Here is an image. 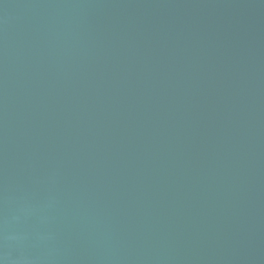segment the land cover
Returning <instances> with one entry per match:
<instances>
[{"label":"water","instance_id":"obj_1","mask_svg":"<svg viewBox=\"0 0 264 264\" xmlns=\"http://www.w3.org/2000/svg\"><path fill=\"white\" fill-rule=\"evenodd\" d=\"M0 264H264V0H0Z\"/></svg>","mask_w":264,"mask_h":264}]
</instances>
